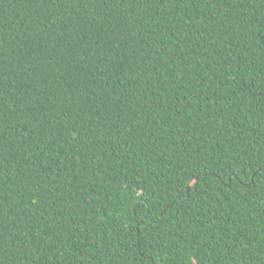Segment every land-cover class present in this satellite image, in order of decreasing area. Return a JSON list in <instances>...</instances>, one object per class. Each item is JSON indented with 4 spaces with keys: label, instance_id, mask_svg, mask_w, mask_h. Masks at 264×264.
<instances>
[{
    "label": "trees",
    "instance_id": "trees-1",
    "mask_svg": "<svg viewBox=\"0 0 264 264\" xmlns=\"http://www.w3.org/2000/svg\"><path fill=\"white\" fill-rule=\"evenodd\" d=\"M0 264H264V0H0Z\"/></svg>",
    "mask_w": 264,
    "mask_h": 264
},
{
    "label": "water",
    "instance_id": "water-1",
    "mask_svg": "<svg viewBox=\"0 0 264 264\" xmlns=\"http://www.w3.org/2000/svg\"><path fill=\"white\" fill-rule=\"evenodd\" d=\"M229 181L231 182V178L229 179Z\"/></svg>",
    "mask_w": 264,
    "mask_h": 264
}]
</instances>
